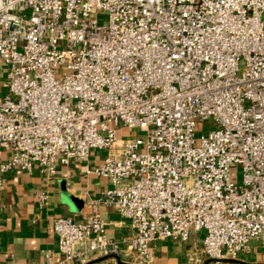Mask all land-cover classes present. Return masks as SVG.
I'll return each instance as SVG.
<instances>
[{
  "label": "built area",
  "instance_id": "built-area-1",
  "mask_svg": "<svg viewBox=\"0 0 264 264\" xmlns=\"http://www.w3.org/2000/svg\"><path fill=\"white\" fill-rule=\"evenodd\" d=\"M263 15L264 0H0V186L73 162L108 182L85 221L54 218L42 264H117L101 206L128 222L132 264L198 230L208 264H264Z\"/></svg>",
  "mask_w": 264,
  "mask_h": 264
},
{
  "label": "crops",
  "instance_id": "crops-1",
  "mask_svg": "<svg viewBox=\"0 0 264 264\" xmlns=\"http://www.w3.org/2000/svg\"><path fill=\"white\" fill-rule=\"evenodd\" d=\"M2 153L0 159L6 158ZM102 156L94 150L90 164H100ZM82 201L78 211H70L61 201V189ZM108 186L106 179L87 175L82 164L71 163L58 167L55 176H47L37 165L30 171L14 168L3 175L0 186V264H42L44 253H55L58 241L52 229L54 218L73 217L83 222L89 209L86 202L96 199ZM46 194L48 201L41 206L39 195ZM109 237L118 243L117 264H132L128 247V222L113 208L100 207ZM205 232H192L186 242L160 240L152 244V253L146 264H208L202 253ZM87 264H115L111 258L98 257ZM226 264H234L227 261Z\"/></svg>",
  "mask_w": 264,
  "mask_h": 264
},
{
  "label": "rangeland",
  "instance_id": "rangeland-1",
  "mask_svg": "<svg viewBox=\"0 0 264 264\" xmlns=\"http://www.w3.org/2000/svg\"><path fill=\"white\" fill-rule=\"evenodd\" d=\"M264 18V15H263ZM65 72V68L62 66H59L57 69V76L59 77L61 74ZM5 94V89L1 90L0 97H3ZM214 128V123L211 120H205L202 122H199L196 128L195 136L198 137L201 134H206L208 131L212 130ZM138 130L136 128L133 129H126L123 127H119L117 129V136L118 137H132L139 135L141 133L137 132ZM102 157L105 156L106 151L105 150H96ZM240 166L237 165L235 168L232 169V179L236 183V185L241 184V172H240ZM250 244H253L251 242ZM257 252H261V249H258ZM253 254H244L240 253L238 256V259L232 260L231 262H234V264H249L254 261Z\"/></svg>",
  "mask_w": 264,
  "mask_h": 264
},
{
  "label": "water",
  "instance_id": "water-1",
  "mask_svg": "<svg viewBox=\"0 0 264 264\" xmlns=\"http://www.w3.org/2000/svg\"><path fill=\"white\" fill-rule=\"evenodd\" d=\"M61 201L66 204L70 211H78L82 206V201L66 192L64 186L61 189ZM116 259L119 261L118 257Z\"/></svg>",
  "mask_w": 264,
  "mask_h": 264
}]
</instances>
